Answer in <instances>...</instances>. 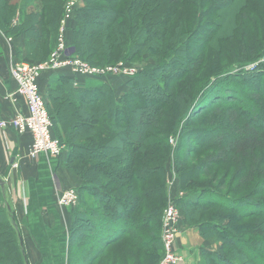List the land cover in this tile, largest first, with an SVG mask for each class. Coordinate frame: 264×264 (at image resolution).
I'll use <instances>...</instances> for the list:
<instances>
[{
  "label": "trees",
  "instance_id": "16d2710c",
  "mask_svg": "<svg viewBox=\"0 0 264 264\" xmlns=\"http://www.w3.org/2000/svg\"><path fill=\"white\" fill-rule=\"evenodd\" d=\"M97 1L105 5L98 7L91 0H83V6L76 13L74 11V28L69 27L70 20L67 25L69 29L66 30H72L70 44L67 40L68 47L90 65L94 64L89 61L93 59L102 65L115 58L119 62L125 57L128 58L125 62L132 65L130 60L134 61L145 54L159 57L155 55L159 49L156 41L158 35L153 30L157 22L173 17L184 0H130L125 6L128 10L118 8L124 0ZM185 1L191 4L192 9L193 6L205 9L204 13L201 12L203 17L214 15L217 18V12H221L233 0ZM66 3L67 0H0V31L6 37H24L27 59L18 61L39 63L48 60L56 44L59 20ZM160 8L166 10L161 17L163 19L157 18V22L150 27L146 25L144 21L147 16L154 15ZM128 11L133 14L131 19ZM224 21L222 17L223 28ZM97 32H101L100 35ZM195 35L190 34L182 41L176 40L178 44L174 43L171 49L175 54H163L160 60L143 65L134 76L127 78V91L118 97L105 83L79 88L74 86L72 78L63 75L54 76L49 81L44 103L52 122L53 136L67 152V168L81 180L79 194L82 196V193L88 192L96 202L92 207H87L85 214L73 215L70 242H87L88 238L81 231L83 228H93L92 216L103 220L107 218L118 231L104 245H115L112 264H158L161 257V219L167 201L164 174L171 154L167 139H164L161 119L163 108L174 103L176 112L174 117L171 114L174 120L171 133H180L174 156L181 192L184 193L175 203L185 225L187 223L197 228L204 239L219 243L214 251L203 250L201 264H253L254 260L262 264L258 251L261 244L256 238L245 240L244 235L239 236L238 231L233 232L232 228L217 219L202 222L196 218L198 213L203 214L211 209L248 218L254 215V207H260L261 203L249 201L247 195L231 199L221 194L224 185L214 186L217 181L210 170L219 163L239 162L241 167L236 178L240 180L241 189L260 176L262 181L255 191H264V169L261 167L262 159H258L259 156L264 158V99L256 102L263 106L261 111L258 110L260 117L250 115L243 107L239 111L215 110L223 102L235 105L236 101H241L233 90L223 89L226 85L222 83L223 79H219L225 73L217 72L207 78L191 99L188 94L190 84H184L181 79L184 75L187 81H191L189 74L195 73L202 62L209 38L214 37V34L212 37L208 35L200 45H195L193 55H197L192 56V61L188 63L192 52L187 44ZM232 36L230 32L229 38ZM193 38L194 42L200 40L198 36ZM256 43L263 48L264 43ZM254 53L251 49L250 55ZM254 78L248 75L244 77L252 82ZM251 95L260 97L254 93ZM196 101L199 105L197 108L194 105ZM209 108L215 111L207 113L210 115L207 123L217 126V120L225 121L227 125H233V136L227 142L218 140V144L209 141L206 145L198 142L192 145L200 137L194 138L190 118L210 111ZM216 145L221 149L206 155L202 164L197 165L195 159H191ZM157 148H162L163 152L158 153ZM183 159L193 164L183 165ZM200 177H205L204 183L198 181ZM5 191L0 187V264H26L19 231L12 212L7 210ZM259 220L260 223L250 227V232L253 236L264 238V218ZM224 248H230L229 252H223ZM99 255L93 253L90 260L87 258V264Z\"/></svg>",
  "mask_w": 264,
  "mask_h": 264
},
{
  "label": "rangeland",
  "instance_id": "374dc122",
  "mask_svg": "<svg viewBox=\"0 0 264 264\" xmlns=\"http://www.w3.org/2000/svg\"><path fill=\"white\" fill-rule=\"evenodd\" d=\"M76 1H77V5L75 8V13L78 9H80L83 6V0H76ZM190 1L192 2V0ZM241 1L242 2L238 3L237 0H233L226 8L221 10V12H217V18H216V16L214 15H211L210 17H203L204 14H201V12H203L205 9L200 10V6H193L192 9L190 6L191 4H188V2L184 0L180 4L179 8L177 9L178 10L177 13H175L173 17H170V19H167L164 22L158 23L157 18H161L163 16V13L164 14L166 13L164 12L166 11L164 8H160L159 10H157V12H154V15L151 14L152 16L150 17L147 16L146 20L144 19L145 24L146 25L149 24V27L151 26L152 23L155 24L157 22L156 29L153 30V32H156L158 35L156 36L157 37L156 41L158 42L159 49L155 51L157 52L155 53V55L158 54L157 56L159 57L158 58L148 57L147 54H145L142 55L141 58L138 57L134 61L130 60L129 62L135 68H137V70H140L141 68H143V65H145L146 63L148 62L153 63L156 60H160L163 54H167V53H171L172 55L175 54V52H172L171 49L173 47V44L177 43L176 40L180 39V41H182L190 34L195 35L196 31H198V33L195 36L191 37L190 42L188 41L187 44L190 52H192L190 58L188 59L189 62L187 61L188 63H190L193 58L192 56L195 57L197 55V54L193 55L195 51L194 46L200 45L201 42L204 41L203 39H205V37H207L208 35L212 37V35L214 34V37L209 38L208 40L209 44L206 48V51L203 53L201 64L199 65L195 73L189 74L191 81H187L184 75L181 79L182 82H184V84H190V88L188 89L189 96L192 99L193 95H195V93L198 92L197 89L199 87H202V85H204V82L207 80V78H209V76L214 75V73L216 72L217 74L225 73L221 76L222 78L219 79V80L223 79L222 83L226 85L223 89H226V91L233 90L234 94L241 101H236L235 105H226L225 102H223L219 106L215 107V110H217L218 108L223 112L234 111L236 109L239 111V108L243 107L244 109L248 110L250 115L252 116L259 115L260 117L261 115L258 114V110L261 111L263 109V106L257 104L256 102H259L261 98L264 99V46L263 48H260L259 46H257L256 42L264 43V0H241ZM129 2L130 0L122 1L119 4L118 8L123 10H128V8H125V6L127 7ZM91 3L98 7L105 5L102 4L103 2H99L97 0H91ZM135 10L136 8L134 7L133 12H135ZM132 15L133 14L130 11H128L129 19L132 18L131 17ZM220 15L225 18V21L223 22V26H225V28L221 26L222 17H220ZM240 15L242 16V18ZM243 15L244 18H246L245 20L243 18ZM73 19L74 16L71 19L72 21L70 22V26L71 24H73ZM162 19L163 18L159 20ZM207 23H212L211 25L214 24V26L211 27ZM69 27L67 26L68 29ZM229 31L233 34V36L230 38H229V33H230ZM100 33L101 32H97V34L99 35ZM197 36L199 37L200 40L194 42L193 37H197ZM67 40L68 39H67V31H66L65 42H66V47L70 52L72 49L68 47ZM251 49H253L255 53L250 55ZM201 51H199L198 53H200ZM79 58L85 61L81 57ZM127 59L128 58L125 57L119 62H124L125 60L127 61ZM116 60H117L116 58L112 59L108 63L102 65L98 64V62H96L95 59L89 61L91 62V64L94 63L93 65L97 67H104L119 63ZM247 75L251 77H255L253 82L244 79V77ZM219 76L220 75L217 76V79L219 78ZM112 77H120V76H112ZM122 78H126V77H122ZM251 93L259 95L260 97L255 98L253 95H251ZM197 103H198L197 101L194 103V105H196V108L199 107ZM246 107H248L249 109ZM215 110L213 108L210 111L203 112L201 115L197 117L190 118V122H191L190 125L194 127V130L191 128V130L195 133L193 134V136H195L194 138L197 139L198 137H200L199 139H197L198 141L194 140L193 143H191L192 145L196 144V142L206 145L207 143H209V141H216L218 144V140L219 141L222 140V142L225 140L227 142L232 138L231 137L233 136L232 131L234 129L233 125H227L225 121L222 120L219 121L217 120V126H211L207 123L210 118V115H207V113L208 112L213 113ZM175 112H176L175 103L169 106H165L163 108L161 127H163L162 129L164 131V139H167V143L171 149V154L167 159L165 174H164V185H165L166 196L168 198V195L171 192L169 198L176 200L183 197L184 193L181 192L182 191L181 180L179 179L180 177H179L178 166L174 156V152L176 150L177 141L179 139L180 133L178 131H177L178 133L176 132L177 133L176 135L174 134L172 135L171 133L172 125L174 122L173 118L171 117V114L174 117ZM262 119L264 121V117H262ZM210 128L213 131H211ZM227 135L230 136L227 138L226 137ZM190 136H192V134H190ZM219 149L221 148L216 145L212 149L202 152L198 156L193 157L191 159L192 160L195 159L197 165L198 164L200 165L203 163L202 160L205 159L206 155L211 153H216ZM156 151L158 153H162L163 149L157 148ZM258 159H262L261 167L264 169V158L259 156ZM181 163L187 166L193 164L189 161H186L185 159H183ZM240 167L241 166L239 165V162L228 161L223 164L219 163L217 164V166H213L210 172L212 173L214 179L217 181L216 182L217 184L215 183L214 186L217 185V187H220L221 185H224L223 186L224 188L220 191L221 194L228 196L230 198L232 197L234 199H240L247 195L249 201L256 200L259 203H261L260 207H254L252 209L254 215L248 216V218L239 217L235 215L232 216L226 213L225 211H220L219 209H217V211L211 209L205 211L203 214L201 212L198 213L196 218L197 220H201L202 222L205 221L210 222L217 219V221L227 225L229 228H232L231 230L233 232L238 231L237 234L239 236L241 234L244 235L245 240L250 241L253 238H256L257 241H259V243L261 244V248H259L258 251H260L259 257L263 264L264 238L253 236L252 233L250 232V227L253 228L255 226V223H260L259 219L264 218V191H255V189L259 187L260 185L259 182L262 181V178L260 176L255 178L244 189H241V187L239 186L240 180L239 178H236V175L240 171ZM198 181L204 183L205 177H200ZM262 187H264V184L262 185ZM244 212L245 211H243L242 213ZM255 213H258L259 215L256 216ZM180 216H181V222L182 224H184L183 223L184 219L181 214ZM214 247H217L218 249L219 243L214 242ZM229 249L230 248H224L223 252H229ZM241 258L245 261V258L243 257ZM238 261L239 260H236V262ZM247 264L250 263L247 262ZM253 264H261V263L254 260Z\"/></svg>",
  "mask_w": 264,
  "mask_h": 264
},
{
  "label": "crops",
  "instance_id": "0c3cea01",
  "mask_svg": "<svg viewBox=\"0 0 264 264\" xmlns=\"http://www.w3.org/2000/svg\"><path fill=\"white\" fill-rule=\"evenodd\" d=\"M70 27L74 28V23ZM71 36L72 30L67 32L69 44ZM26 54L23 36L6 37L0 31V122L10 120L17 113L26 114L25 101L15 94L16 83L10 75L12 64L27 59ZM58 75L72 78L74 86L79 88L105 83L115 97L127 91L126 78L82 79L68 69L47 71L39 79L44 102L50 79ZM31 141L29 133L19 135L11 128L0 131V178L5 182L7 210L12 212L19 231L26 264H87V258L90 260L93 253L100 255L89 264H112L115 245H104L118 231L107 218L92 216L93 228L81 231L88 238L87 242H70L73 215L85 214L87 207L96 202L88 192L82 196L79 194L81 180L67 168V152L63 150L59 157L38 154L30 158L28 149ZM13 162L18 167L12 170ZM68 190H75L77 202L61 207L57 203L58 197ZM216 248L212 240L201 237L197 228L187 223L181 225L176 239V250L182 259L179 264H201L203 250L214 251Z\"/></svg>",
  "mask_w": 264,
  "mask_h": 264
},
{
  "label": "built area",
  "instance_id": "2783aa9c",
  "mask_svg": "<svg viewBox=\"0 0 264 264\" xmlns=\"http://www.w3.org/2000/svg\"><path fill=\"white\" fill-rule=\"evenodd\" d=\"M77 5L76 0H68L63 14L59 20L56 46L48 60L39 63L18 61L12 64L10 75L16 83L15 94L22 97L26 104V114L17 113L8 121L0 122V131L11 128L17 134L29 133L32 141L28 149V156L34 158L38 154L50 157H59L63 146L53 136L52 122L45 107L43 96L39 89L41 74L47 71H60L68 69L77 77L106 78L112 76L132 77L138 70L128 62H119L115 65L97 67L81 60L66 47L65 33L68 22L72 19ZM12 98V96H10ZM14 101V99H12ZM17 163L13 162L10 169H16ZM168 195L166 207L161 219L162 252L158 264H179L181 257L176 250V239L181 229V216L175 199ZM78 195L75 190L63 192L58 197V205L69 207L77 202Z\"/></svg>",
  "mask_w": 264,
  "mask_h": 264
},
{
  "label": "water",
  "instance_id": "95a60500",
  "mask_svg": "<svg viewBox=\"0 0 264 264\" xmlns=\"http://www.w3.org/2000/svg\"><path fill=\"white\" fill-rule=\"evenodd\" d=\"M0 187L2 188V189H4L5 188V182L0 178ZM9 209V208H8Z\"/></svg>",
  "mask_w": 264,
  "mask_h": 264
}]
</instances>
